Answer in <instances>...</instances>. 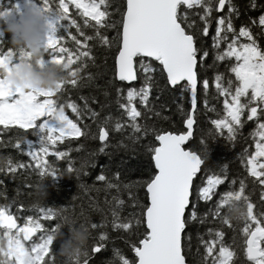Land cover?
<instances>
[{
    "label": "snow or ice",
    "instance_id": "6c2138e0",
    "mask_svg": "<svg viewBox=\"0 0 264 264\" xmlns=\"http://www.w3.org/2000/svg\"><path fill=\"white\" fill-rule=\"evenodd\" d=\"M38 3L46 13L45 53L49 58L41 63H63L74 71L58 82L56 89L14 87L2 73L28 53L13 47L4 50L0 43V132L16 133L7 140L0 139V148L11 147L30 158L28 162L11 156L0 158V175L15 181L18 172L35 173L37 182L25 185L34 189L40 184L54 186L58 177L73 176L78 189L94 191L96 196L86 205H73L71 210L45 206L37 199L26 207L37 213L35 218L24 216L23 223L18 224L19 217L9 209L13 205L17 211L25 207L18 200L20 187L9 200L5 181L0 179V198L4 201L0 203V232L9 236L7 252L3 253L7 264H93L106 249L109 228L121 234L119 239L128 252L114 247L109 258L95 260V264H264V211L257 214L250 195L245 194L246 179L251 178L253 190L259 187V201L264 205V0H248L238 27L234 18L241 17V10L233 0ZM21 7L20 0H0V17L19 12ZM70 7L77 10L79 21L70 15ZM249 9L259 14L247 15ZM70 27L77 35L69 32ZM61 30L73 42L72 50L64 46ZM93 47L104 50L100 63ZM221 64L224 71L219 70ZM89 66L96 72L89 71ZM208 69L213 70L211 82ZM98 78L104 79L101 94L106 100L111 95V101L80 95L81 106L64 96L72 90L93 87ZM132 82H138L139 87ZM210 83L216 98H223V110L216 113L219 118L210 119L211 126L192 144L198 87L205 109L216 112L208 106ZM165 91L178 92L181 100L185 95L189 98L186 112L177 105L185 130L175 132L157 127L155 121L148 122L150 113L157 120L170 119L150 106L151 94L155 92V99H159ZM95 104H99L98 109L90 106ZM113 104L116 116L105 111ZM65 108L75 114V121L65 114ZM249 122L253 126L244 136L242 129ZM29 134L35 140L28 139ZM117 134L120 139L113 142ZM217 137L233 147L238 138L245 143L240 164L247 175L239 178L238 188L233 187L236 177L229 179L227 164L210 173L209 142ZM65 138H71L69 143H75V149L56 147ZM88 141L98 142V147L87 150ZM73 151L79 155L70 156ZM120 152L124 155L114 158ZM49 154L56 161H65V167L57 168L45 160ZM99 154L108 161L99 165V173L89 186L83 178L97 166L95 157ZM129 160L135 163L129 165ZM122 174H135V179L122 180ZM224 183L232 190L220 193L213 206L201 214V202H213L218 186ZM27 195L32 196V192ZM230 199L246 207L242 220L226 214L225 201ZM91 213L100 217L99 222H93ZM41 218L50 225L45 227ZM233 220L243 223L239 243L235 238L225 243L224 228L232 229ZM73 224L86 226L89 240L82 251L58 261V234ZM193 224L218 225L206 228L208 239L197 232L195 253L189 231ZM37 231L39 237L33 240Z\"/></svg>",
    "mask_w": 264,
    "mask_h": 264
},
{
    "label": "trees",
    "instance_id": "16d2710c",
    "mask_svg": "<svg viewBox=\"0 0 264 264\" xmlns=\"http://www.w3.org/2000/svg\"><path fill=\"white\" fill-rule=\"evenodd\" d=\"M233 2L241 10V17L234 18V23L238 27L241 19L243 18V15H244V5L247 4L248 0H233ZM69 13L73 18H76L79 21L80 18L78 16L77 10L75 8L70 7ZM258 14L259 13L257 11H254V10L249 9L247 11V15L256 16ZM66 22L67 21H65V23ZM86 31L91 33V29H87ZM69 32L73 35H77V33L75 32V28L70 27ZM211 34H212V30L210 29L209 37H208V43L209 44L211 43V39H210ZM61 35H63L65 37L64 46L68 47L70 50H72L74 48V44L70 40L68 33H65V32H63V30H61ZM241 40L243 41V38H241ZM0 43L3 44L4 50H6L7 47H12L10 44V34L7 32H0ZM92 51H93V54L97 57V63H100L101 59L104 55V50L100 49L98 47H93ZM43 58L45 61H47L49 59L46 53L44 54ZM108 63H109V67H110L111 66V58H109ZM209 63H211V56L209 57ZM88 70L93 72V73L96 72V69L91 67V66H89ZM219 70L224 71L223 64L220 65ZM73 71H74V69L71 66H69L67 69V75H69ZM108 74L111 75L110 72ZM206 75L208 76V78L211 82V79L213 76V70L208 69ZM226 79H227V76H225V81H226ZM95 85H100L101 87L97 88V87H95ZM95 85L93 87L84 88V89H81L79 91L72 90L68 93H65L64 96L67 98H70L75 103H77L81 106H82V101L79 100L80 95H95L100 102H108V101H111L113 99V97L110 95L106 100L105 97H103V95L101 94L102 90H103V85H104V79L103 78H98L95 81ZM132 86L139 87V84H138V82H133ZM109 91H111V90L109 89ZM155 97H156V93L153 92L150 96V106H152L154 108V111H160L162 116H168L170 119L167 121H165L163 119L157 120L154 113H150L149 114L150 120L148 122L155 121L157 124V127H162V128L168 129V130L175 131V132L185 130V126L182 124V120H183L184 116L180 111L177 110V105L178 104L182 105L184 111L186 112L190 108V101H189V98L187 97V95H185L183 100H181L180 94L178 92L165 91L160 95L159 99H155ZM216 97H217V93L215 92V88L210 83V87L208 89V97H207L208 102H209L208 106H209V108L214 107L216 109V112L207 111L205 109L204 103H203V94L201 93V91L199 90V87H198L197 109L195 112V128H194L193 137L191 138L192 144H196L198 138L202 134V131L211 126L209 123L210 119L219 118L216 113L217 112L222 113L223 98L222 97L216 98ZM161 105H163V107H161ZM90 106H92L93 108H97V109L99 108V104L90 105ZM105 111L106 112L110 111L113 116L117 115L114 104L109 109H106ZM65 114L68 115L70 119H73L75 121V119H76L75 114L72 113L70 108H65ZM85 122H87V121H85ZM252 126L253 125L251 124V122L247 123L244 126V128L242 129L244 136H247V134L251 130ZM0 128H3V126L0 125ZM15 135H16V133L13 131L0 132V139L7 140V138L9 136H15ZM27 138L35 140V137L31 136L30 134L27 136ZM69 139H71V138H65V140L60 142L56 147H58L59 150H66L68 147H72L73 149H75V143L70 144ZM119 139H120L119 134L112 137L113 142L115 140H119ZM209 143H210V147L212 148L211 161L209 163L210 173L215 172L218 165L227 164L228 165L229 179L236 177L237 183L233 187L238 188L239 178H244L247 175L243 166L240 164L241 149H242V147L245 146L244 141L241 138H238L235 146L233 147L231 145H228L224 139L217 137L215 142L210 141ZM250 145H251V141L249 140L248 146H249V150L251 151L253 149L250 147ZM85 147L89 151L95 150L98 147V142L88 141V142H86ZM69 155L74 157V156L79 155V153H76L75 151H73V152L69 153ZM123 155H124L123 152H120V153H117L114 156V158H119L120 156H123ZM4 156H11V158L13 160H19L22 162H28L30 160V158L27 157L26 154H20L15 149H13L11 147L0 148V158H2ZM44 159L50 163H53L54 166L57 168L63 169L65 167V161H63V160L56 161L54 156H52L51 154L44 157ZM125 159H127V157H125ZM95 160H96L97 166L95 168H90L89 169V175L87 177L83 178V182L89 186L93 185L94 177L96 174L99 173V170H100L99 165L105 164L108 161V157L103 155V154H99L95 157ZM128 163H129V165H131V164L135 163V161L129 160ZM113 171H115V169H113ZM109 175H111V173H109ZM203 178L206 180V176H203ZM0 179H4V181H5L4 186L7 188V195H8L9 200H11V198L16 195L15 190H16L17 186L20 187L21 195L18 197V200L22 201L23 204L25 205V207L21 208L19 211H17L16 207L13 205L9 209V211L14 216L19 217L17 220L18 224L23 223L22 218L24 216L33 215L35 218L37 213L34 210H26V207L28 205H30L31 203L35 202L39 198L35 195V189L34 188H26L25 185H34L37 182L36 174L32 173L31 175H29L26 172H18L17 173V179L15 181L9 180L8 178L3 177L2 175H0ZM121 179L122 180L135 179V174L130 176V177H126L122 174ZM46 183H47V181H46ZM46 188H47V196H45L43 199H40V200H42V202L45 206H57V207L65 206V207H68L69 210H71L73 205H76V206H79L81 204L86 205L90 197L96 196V193L94 191H85L83 189H78L77 180L73 176L58 177L56 184L54 186H49ZM228 190H232V189L229 188L227 183H224V184L218 186V188L216 190V195H214V197H213V202H209V203L201 202V204L199 206V212L202 214L203 212L208 211L209 207L213 206L215 199H217L219 197V194L223 193L225 191H228ZM29 191L32 192V196L27 195V193ZM245 194L250 195V202H252L254 204V210L257 212V214L260 211H264V205H262L259 201V187L257 186V188L255 190H253L251 178L246 179ZM73 196L77 197V199L75 201L72 200ZM100 197H101V199L103 198V191H101ZM3 202H4L3 199L0 198V203H3ZM237 202H239V206L241 208L244 206L243 202L237 201L236 199H230V200L225 201V204H226L225 212L228 216H230L232 214V212L234 211V209H236ZM128 210L129 209L125 208V211H128ZM91 216H92L93 222H99L100 217L97 214L91 213ZM40 222L45 227L49 226L51 223L50 221L43 220L42 218H41ZM232 224H233L232 229H228L227 226H225V228H224V231L226 233V235L224 237L225 243H230L233 238H235L237 243H239L240 229L243 228V223L233 220ZM77 226L84 227V226H81L78 224L70 225L68 228H64L62 230L64 237L68 238L70 230L74 227H77ZM217 226H218L217 224H205L202 226L198 225V224H193L191 226L189 231L191 234V245H192V252L193 253L196 252V246L198 244L197 232L204 234V238L208 239V236L206 235V231H205L206 228L207 227L216 228ZM98 231L99 230H97V232H94L93 235L94 236L97 235ZM107 231L109 234V239L106 242V249L104 251H102V253L99 256H97L95 258V260H102V259L109 258L112 255L111 250L114 247L120 248L125 253L128 252V249H127L126 245L124 244L123 240L119 239V236L121 234L116 233V232H112L110 228L107 229ZM38 237H39V231H37L35 233L33 240H37ZM59 242H60V240L58 239V242L55 244V251L57 253L58 261H63L65 259V257L72 256V254H68L66 256H61L58 253ZM194 258L195 257H193V259ZM95 260L93 261V264H95Z\"/></svg>",
    "mask_w": 264,
    "mask_h": 264
},
{
    "label": "clouds",
    "instance_id": "9594fccd",
    "mask_svg": "<svg viewBox=\"0 0 264 264\" xmlns=\"http://www.w3.org/2000/svg\"><path fill=\"white\" fill-rule=\"evenodd\" d=\"M22 5L19 12H13L0 17V32L10 34V44L13 48L23 49L28 55L18 60L11 71L2 73L4 78L14 86H30L32 89H56L58 82L65 79L67 69L63 63H41L45 54L46 13L42 10L38 0H20ZM35 195L39 199L47 196V188L43 184L35 188ZM247 213L237 202V207L229 216L231 219L242 220ZM60 240L58 253L61 256L75 255L82 251L89 240L86 226L74 227L68 238L63 232L58 234ZM9 236L0 232V264H7L3 253L7 252Z\"/></svg>",
    "mask_w": 264,
    "mask_h": 264
},
{
    "label": "rangeland",
    "instance_id": "374dc122",
    "mask_svg": "<svg viewBox=\"0 0 264 264\" xmlns=\"http://www.w3.org/2000/svg\"><path fill=\"white\" fill-rule=\"evenodd\" d=\"M11 71V70H10ZM14 86V85H13ZM14 87H18V88H21L22 90H25V89H29V88H31L30 86H28V85H25V86H23V87H20V86H14ZM32 89V88H31Z\"/></svg>",
    "mask_w": 264,
    "mask_h": 264
},
{
    "label": "water",
    "instance_id": "95a60500",
    "mask_svg": "<svg viewBox=\"0 0 264 264\" xmlns=\"http://www.w3.org/2000/svg\"><path fill=\"white\" fill-rule=\"evenodd\" d=\"M133 83V82H132ZM194 134V133H193ZM193 137V136H192ZM18 222V221H17ZM34 235H35V233L33 234V237H34ZM33 237H32V239H33Z\"/></svg>",
    "mask_w": 264,
    "mask_h": 264
}]
</instances>
